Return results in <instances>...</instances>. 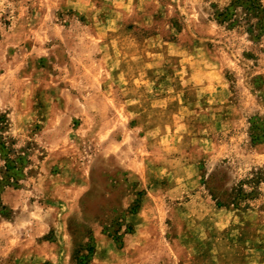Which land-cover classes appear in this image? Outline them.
<instances>
[{"label": "rangeland", "instance_id": "obj_1", "mask_svg": "<svg viewBox=\"0 0 264 264\" xmlns=\"http://www.w3.org/2000/svg\"><path fill=\"white\" fill-rule=\"evenodd\" d=\"M233 1L0 0V264H264V35Z\"/></svg>", "mask_w": 264, "mask_h": 264}, {"label": "trees", "instance_id": "obj_2", "mask_svg": "<svg viewBox=\"0 0 264 264\" xmlns=\"http://www.w3.org/2000/svg\"><path fill=\"white\" fill-rule=\"evenodd\" d=\"M239 10L243 15L239 16ZM220 23L229 24L232 28H241V19L245 22L246 32L254 39H259L264 35V6L260 0H234L230 7L219 15ZM0 155L3 165L0 166V189L9 186L14 180H17L19 172V163L21 157L14 159V150L8 146L4 138H0ZM5 207L0 199V212Z\"/></svg>", "mask_w": 264, "mask_h": 264}, {"label": "crops", "instance_id": "obj_3", "mask_svg": "<svg viewBox=\"0 0 264 264\" xmlns=\"http://www.w3.org/2000/svg\"><path fill=\"white\" fill-rule=\"evenodd\" d=\"M61 244V248H63L62 252L51 255L48 252L50 248L48 244L45 242H35L32 245V249L28 253H25L28 255L27 258L19 261L18 264H45L48 262L53 264H72V255L77 246L76 243L71 240H64Z\"/></svg>", "mask_w": 264, "mask_h": 264}]
</instances>
